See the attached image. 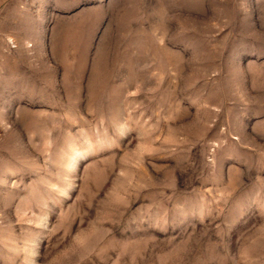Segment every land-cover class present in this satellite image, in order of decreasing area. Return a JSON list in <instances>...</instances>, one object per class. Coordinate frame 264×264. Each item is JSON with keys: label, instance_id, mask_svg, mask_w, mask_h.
I'll list each match as a JSON object with an SVG mask.
<instances>
[{"label": "rangeland", "instance_id": "374dc122", "mask_svg": "<svg viewBox=\"0 0 264 264\" xmlns=\"http://www.w3.org/2000/svg\"><path fill=\"white\" fill-rule=\"evenodd\" d=\"M0 264H264V0H0Z\"/></svg>", "mask_w": 264, "mask_h": 264}]
</instances>
